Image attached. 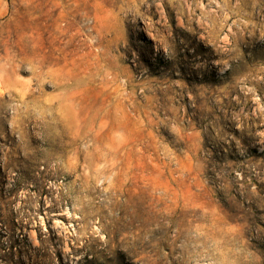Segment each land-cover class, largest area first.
<instances>
[{
    "label": "rangeland",
    "instance_id": "rangeland-1",
    "mask_svg": "<svg viewBox=\"0 0 264 264\" xmlns=\"http://www.w3.org/2000/svg\"><path fill=\"white\" fill-rule=\"evenodd\" d=\"M0 264H264V0H0Z\"/></svg>",
    "mask_w": 264,
    "mask_h": 264
},
{
    "label": "bare ground",
    "instance_id": "bare-ground-1",
    "mask_svg": "<svg viewBox=\"0 0 264 264\" xmlns=\"http://www.w3.org/2000/svg\"><path fill=\"white\" fill-rule=\"evenodd\" d=\"M0 86H2L4 89L7 88V80H6V78H4V79L0 78Z\"/></svg>",
    "mask_w": 264,
    "mask_h": 264
}]
</instances>
